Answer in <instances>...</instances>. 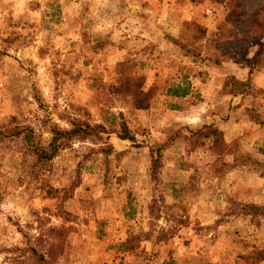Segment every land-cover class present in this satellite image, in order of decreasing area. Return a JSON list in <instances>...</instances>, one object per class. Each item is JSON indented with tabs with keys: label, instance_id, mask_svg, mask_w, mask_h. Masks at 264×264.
I'll list each match as a JSON object with an SVG mask.
<instances>
[{
	"label": "rangeland",
	"instance_id": "obj_1",
	"mask_svg": "<svg viewBox=\"0 0 264 264\" xmlns=\"http://www.w3.org/2000/svg\"><path fill=\"white\" fill-rule=\"evenodd\" d=\"M262 2L243 1L239 13L258 9L264 23ZM164 3L0 0V264H264V221L239 206L264 194V143L225 142L220 131L197 137L191 129L215 127L184 115L188 104L200 109L201 85L186 98L165 93L201 79L208 63L178 44L196 51L234 0L189 13L177 44L168 40ZM138 84L151 88L147 96ZM257 89L247 86L242 104L264 127ZM229 90L244 88L231 83L219 93L237 94ZM240 104L230 97L220 116ZM77 121L108 132L39 154L52 128ZM121 124L132 140L119 137ZM240 154L248 165L225 166Z\"/></svg>",
	"mask_w": 264,
	"mask_h": 264
},
{
	"label": "trees",
	"instance_id": "obj_2",
	"mask_svg": "<svg viewBox=\"0 0 264 264\" xmlns=\"http://www.w3.org/2000/svg\"><path fill=\"white\" fill-rule=\"evenodd\" d=\"M243 1L248 4L252 2L259 4L263 0H234V3H232V9L225 14L224 20H222L223 24L221 23L215 31L209 32L207 34V38L203 41L202 46L198 44L194 47L196 51L187 49L185 44H178L179 50L182 53L189 54L191 52L211 65H219L223 60L245 62L247 64V75L245 78L238 80L234 76L228 75L224 78L221 87L222 89H224L227 85H230L231 87V83L236 84L239 87H243L244 90H240L238 92L228 91L230 93L240 94L241 97L246 94L247 86H251L250 76L259 69L261 63L258 61V58L264 53V23L257 18L258 9L250 7L247 10L248 12L245 14L239 13V9H241V2ZM248 4H246L247 7ZM261 5H263V2ZM197 31H199V28ZM193 38H195V36ZM168 40L177 44L175 43L176 40L172 37L168 38ZM197 43H199L198 40ZM237 45L241 48L243 47L242 51L238 49L239 47ZM248 45L255 46L251 55H247V49L250 48ZM227 79H229V81H227ZM129 80L137 81L133 77L129 78ZM187 87V82L183 79L176 84L170 85L166 89L165 93L170 96H183L187 93ZM148 89L151 90V88ZM147 90H142L141 84H138L137 92L139 94L147 96L149 93ZM257 90L264 94V89L259 88ZM106 130L107 129H105L102 124H90L88 122L80 121L72 122L71 127L67 130L52 128L49 148H40L39 154L46 155V157L51 155L54 147L57 145V142L62 139H67L69 137H84L86 135H95L96 137H100V133L107 134L108 131ZM120 130V138H126L129 140L133 139V136L128 133V130L123 126V124L120 125ZM191 130L195 131L194 134L200 138H211L214 134L218 133V130L210 124L197 126L195 129ZM158 156L159 149L151 150V172L154 170ZM250 160L252 159L249 156H243L240 154L235 156L233 161L230 164H225V166L231 168L235 165H248ZM255 162L257 161L255 160ZM239 206L243 209L240 211L242 215L248 216L249 218H259L264 221V205L241 203ZM126 243L127 241L125 240L124 242H121L119 246L123 249Z\"/></svg>",
	"mask_w": 264,
	"mask_h": 264
},
{
	"label": "crops",
	"instance_id": "obj_3",
	"mask_svg": "<svg viewBox=\"0 0 264 264\" xmlns=\"http://www.w3.org/2000/svg\"><path fill=\"white\" fill-rule=\"evenodd\" d=\"M166 1H168V3L163 4L162 10H169V13L167 14V31H169V35L173 38H178L180 35L178 24L182 23V21L185 19H193L194 17H190L189 13H191L192 16H196L198 11L197 8L202 7L206 4V2H209V0H199L195 3H193L191 0H185L181 2L176 0ZM184 9L186 12L180 13V10ZM147 10L151 11L150 5L147 7ZM155 15L158 16L156 12L152 11V16L156 17ZM202 69H204L205 72L202 74L203 76L201 79L198 77L197 79L193 77L191 82H187L188 90L185 95L172 97L174 99L186 98L189 96V94H191V88L193 87L194 83L201 85L199 87L201 99L198 101V103H196L199 104L200 109H198V112H196L197 107L192 109L190 107H192L193 104H188V107L184 112L186 118H193L195 121L197 120L195 122L196 124L213 122L216 129L221 132V137L225 142L232 141L235 138H245L247 141H249V145L255 142L256 145L263 147L261 144L264 143V127H261L263 124H257V122L255 124V121L251 120L249 115H247L246 107L249 106L244 103L242 104V102L245 101V98L241 97L240 94H227L225 96L222 93H219L223 80L226 76L232 75L238 80L245 78L247 75V64L245 62L223 60L219 65L208 64V66L202 67ZM250 83L254 88H264V58L259 69L251 74ZM168 96L171 97L170 95ZM230 97L234 99L236 97L237 103L241 102V104L238 106L235 105L228 111V115L221 117V114L219 113H221L222 107L226 105V102L229 101ZM213 104H215V106ZM220 107L221 110H219ZM261 152L260 153L262 155L260 156L262 157L264 156V150H261ZM253 155L256 156V154ZM261 197L262 198H259L256 201H248L244 203L264 205V194H262Z\"/></svg>",
	"mask_w": 264,
	"mask_h": 264
}]
</instances>
